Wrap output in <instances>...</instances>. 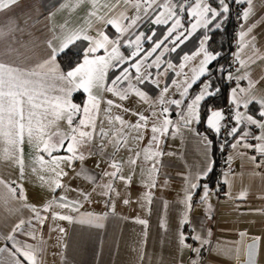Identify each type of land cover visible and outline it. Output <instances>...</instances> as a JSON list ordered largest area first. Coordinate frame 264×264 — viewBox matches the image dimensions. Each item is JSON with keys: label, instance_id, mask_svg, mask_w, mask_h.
<instances>
[{"label": "snow or ice", "instance_id": "obj_1", "mask_svg": "<svg viewBox=\"0 0 264 264\" xmlns=\"http://www.w3.org/2000/svg\"><path fill=\"white\" fill-rule=\"evenodd\" d=\"M19 2L20 0H0V12L11 11L14 6L19 5ZM84 2L85 0H75V4L65 3L61 7H75ZM88 2L92 10L88 13L89 20L86 21V25L77 29H69L67 23L61 26V34L53 38L57 43L54 44L52 40L48 41L50 52L43 62L30 69L0 62V140H3L6 145L21 154L23 151L21 145L24 143L25 137H27L29 143L35 140L37 151L46 153L50 158L45 161V157L40 155L38 162L52 165L50 171L57 178L68 174L60 168L61 163L71 166L73 161H83L85 159L84 153L78 152L81 146H87L89 155H92L103 153L106 146L110 144L113 147L109 163L112 170L103 173L104 177L109 178L107 183L97 184V187L101 189L100 194L106 197L118 196L119 193L116 192L113 181L120 180L130 184L131 174H134L139 166L142 174V184L145 188L143 203L150 206L154 197L152 190L158 186L159 157L163 155L159 151L161 138L169 132L170 127L175 129L174 135L181 133L182 129L195 132L192 126L194 123L200 122L201 102L221 92L220 88L215 87L214 71L210 65L218 61L222 53L210 50L207 46L212 39L209 33L224 30L231 13V5L246 4L247 7L242 10L240 15L244 23L240 25L241 30L238 33V48L240 52H243L245 48L250 47L253 56H250L249 60L253 63L255 62L253 57L264 59V55L257 56L259 49L256 47V36L252 34L254 28L260 23H264V17L254 23H248L257 11L264 8V0H258V3H254V0H115V3L105 2L104 4H100L99 0H88ZM213 2L215 6H213ZM121 5L124 6L123 9H121ZM128 7L134 9V16L130 17L126 14ZM101 8L107 10L103 15L98 14ZM185 13L194 18V22H191L188 27H185V23L182 22V14ZM93 17L95 23L105 27L112 26L118 33L117 37L110 39L103 28L96 29L97 37L89 36L87 34L88 29L94 27L91 20ZM145 20L154 25H166L164 34L160 38L154 39L156 37L154 30L147 36L142 31L137 33L136 30ZM124 21H128V23L125 24ZM198 29L206 30L203 39L199 42L198 51L192 55L185 54L183 57L185 62L201 57L198 64L192 67V75L189 76L187 72L183 71L188 66L187 63L173 64L164 57L166 54L175 53ZM125 34H127L126 39ZM3 36L4 33L0 32V38ZM81 39L89 42L82 62L67 71L62 70L57 62L58 57L65 54L76 41ZM122 40L124 47L131 49L127 56L120 51ZM145 41L151 43L150 48L147 50L143 47ZM101 50L105 54L96 55ZM235 56L241 67L247 64V61L240 58L239 53ZM150 58L152 59L150 60ZM153 69L156 71H152ZM110 70H118L119 74L111 80L110 85H107L106 81ZM169 71H172L177 77L183 76L182 81L176 79L172 81V85L179 92V99H166L165 94L169 93V86L160 87L159 78L165 76ZM215 71L224 74L226 69L221 65L215 68ZM225 78L229 81L248 80L247 88H241L237 84V87L231 90L229 106L232 115L230 119L234 121V126L229 124V117L226 116L223 110H210L206 121L207 126L217 135L221 134L223 129L225 138H234L235 142L230 144L232 149H253L258 152L262 157L261 160L258 161L256 155H252L250 159L256 168H260L264 166V95L257 96L253 91L259 81H252L249 74L234 76L231 71H227ZM126 81L128 82L127 86L121 87L120 85H124ZM133 81L136 83H133ZM57 82H60L61 86H57ZM145 82H151L156 88L160 89L161 94L156 101H152L148 93L138 86L144 85ZM62 85H67V87ZM194 85H198L199 91L190 96L189 89H192ZM81 90L87 94V102L83 107L71 99L74 92ZM102 92L112 93L120 101L128 100L134 94L141 101L148 103L153 110L150 116L143 113H131L138 117L135 123H131L125 120L123 115H112L113 107L122 109L125 114L131 112V110L123 107L120 103H116L113 99H107L104 101L107 105L104 109L105 116L100 120L98 129L97 118L101 111ZM185 100L190 102L181 108ZM157 102L162 106L159 111L154 110ZM253 103L258 105L259 118L247 111ZM171 105L181 109L178 121L170 118L169 106ZM241 107L246 111L241 112ZM78 116L80 119L76 121ZM60 120H66L70 131L49 134L46 130ZM105 120L109 125L107 129L104 127ZM150 120L151 127L149 129ZM252 126L259 130V135L254 134ZM148 131H150L148 144L141 148L140 144L145 139V133ZM195 134L201 138L204 160L199 170L185 177L187 189L180 202L183 208L178 218L181 227H192V233H186L178 228L176 239L178 240V246H183L192 253L199 255L202 249L209 245L210 241L197 231L189 218V212L192 209L193 197L197 190H203L200 201L207 203L211 189L207 183H201V181L207 180L213 173L214 161L209 157L213 140L199 132H195ZM53 137H57V139L53 140ZM66 141L67 144H65ZM225 142H227V139H225ZM122 149L126 150L128 155L117 159ZM61 150L70 155H54V153H60ZM5 155L11 158V152L8 148L5 149ZM241 155L246 156L247 153L244 152ZM15 159L20 165L21 175H23L22 155H17ZM138 161L140 162L139 165ZM125 165L129 167L131 172L127 177L122 174ZM35 170L33 169V171ZM80 174L83 173H78V175ZM224 175L227 176L226 173ZM91 179L95 182V177H91ZM227 182V179H225L224 183ZM0 183L4 182L0 181ZM5 186L12 198H16L17 188L8 184ZM51 186L54 189L64 187L59 179L52 181ZM20 191L22 193V187ZM82 195L85 200L88 199V194ZM244 195V193H241L240 197L243 198ZM20 198L24 199L22 195ZM0 199L7 204V198L0 197ZM58 199L62 202L60 207L68 210L69 213L80 214V218L77 220L71 214L60 213H56L55 218L94 225L98 228L104 227L102 221L107 214L101 217L94 216L92 213H80V208L83 206L80 200H69L66 196H61ZM123 202L128 204L129 200L125 199ZM22 206L31 207L34 214L33 219L39 223L42 224L46 219V217L41 216L40 211L35 206ZM50 208L51 205L44 208L43 211H49ZM164 208L167 209L166 202ZM148 210L151 211L150 208ZM10 211L19 212V209ZM136 222L145 226V229L149 224L147 219H137ZM26 223L31 226L32 221L26 222L24 219H20L11 229V233L5 237L7 241H11V246L6 245L0 248V264H43L42 259L38 258L37 255L42 250L25 240L17 238V234L27 236L30 239L36 238L34 231L25 230ZM160 228L167 233L166 218L162 219ZM59 231L64 233L65 230L60 228ZM207 235L210 236L211 233L207 232ZM239 235L241 240L237 243L240 248H243L246 243L244 238L247 234L241 232ZM146 236L147 232L145 231L140 245L134 249L137 253V264H145L146 261L151 264L146 252V240L144 239ZM189 239L197 242L199 246L195 247L192 243H188ZM259 240V237H254L251 243L246 244L248 249L247 264H256L255 257ZM240 248L236 250L237 253L240 252ZM156 264H164L163 258H158ZM179 264H183V261H180ZM191 264H198V261L192 260Z\"/></svg>", "mask_w": 264, "mask_h": 264}, {"label": "crops", "instance_id": "obj_2", "mask_svg": "<svg viewBox=\"0 0 264 264\" xmlns=\"http://www.w3.org/2000/svg\"><path fill=\"white\" fill-rule=\"evenodd\" d=\"M105 2L115 3V0H99L100 4ZM65 3L75 4V0H20L19 5L14 6L11 11L0 12V32L4 33V36L0 38V62L20 66L24 69L33 68L49 56L48 41L52 40L54 44L57 43L53 38L61 34V26L66 23L69 29L85 26L86 21L89 20L88 13L92 10L88 0L75 7L62 8L61 5ZM254 3H258V0H254ZM213 6H215L214 2ZM123 7L121 5V9ZM246 7L247 5L244 4V9ZM106 11V9L101 8L98 14L103 15ZM126 14L131 17L135 15V11L128 7ZM262 17H264V8L257 11L248 23H254ZM91 20L94 27L88 29L87 34L89 36L97 37L96 29L103 28L110 39L117 37L118 33L112 26L105 27L95 23L94 17ZM182 22L185 23V27H188L191 22H194V18L185 13L182 14ZM124 23L127 24L128 21H124ZM166 27V25H154L145 20L136 31L137 33L142 31L147 36L154 30L156 32L154 39H158L164 34ZM205 31V29H198L175 53L166 54L164 59H168L177 65L181 62L187 63L188 66L183 71L191 76L192 67L198 64L201 57L187 62L183 61V57L185 54L192 55L198 51L199 42L203 39ZM252 34L256 36V47L259 49L257 56L264 55V23H260L254 28ZM126 38L127 34H125ZM88 45V41L81 39L71 47L84 53ZM150 46L151 43L147 41L143 44L145 50L149 49ZM207 46L209 47V42ZM120 51L126 56L131 52L130 48L124 47L123 40ZM237 53L240 54L242 60L247 61V64L244 67L239 64L232 72L233 75L249 74L252 81H259L253 91L257 96L264 95V79H262L264 77V59L253 57L255 62L250 61L249 57L253 56L252 49L249 47L240 52L238 41L235 50V54ZM104 54L103 50L96 53V55ZM82 60L83 57L80 62ZM152 71L156 70L153 69ZM118 74V70H110L106 84L110 85L111 80ZM159 79L161 88L165 85L169 86L170 91L165 94L166 99L180 98L176 87L172 85V81L174 79L182 81L183 76L177 77L172 71H169ZM229 82L226 103L230 104L231 90L236 88L237 84L241 88H247L248 80L241 79ZM127 83L126 81L124 85L120 86L126 87ZM133 83L136 82L133 81ZM57 86H61L60 82H57ZM62 86L67 87V85ZM138 86L148 93L152 101H156L161 94L160 89L156 88L151 82H145L144 85ZM198 91L199 87L194 85L192 89H189V95L192 96ZM77 92L83 94V97L78 100L74 97ZM77 92L72 94L71 99L83 107L87 102V94L82 90ZM101 96V111L97 118L98 129L100 120L104 118L101 113L107 107L104 103L107 99H113L116 103L130 109L131 112L125 114L122 109L113 107L112 115H123L124 119L131 123L138 120V117L131 113H143L150 116L153 110L148 103L141 101L134 94L125 101H120L118 97L109 92H102ZM189 102V100H185L181 108ZM161 107L157 102L154 110L159 111ZM211 110H220V108H212ZM180 111L181 109L176 108L174 105L169 106L170 118L178 121ZM240 111L245 112L246 110L241 107ZM247 111L259 118L258 105L255 103L250 105V109ZM79 119L78 116L76 121ZM200 122L194 123L192 127L195 132L206 135L213 140L209 157L214 161L215 168L216 138L218 135L208 128L207 123L204 128L201 127ZM104 127L106 129L109 127L106 120ZM150 127L151 120L149 129ZM241 127L243 128V126ZM46 131L49 134L54 132L67 133L70 128L66 120H60ZM252 131L254 134L259 135V130L255 129L254 126H252ZM174 132L175 129L170 127L169 132L161 138L159 144V151L163 155L159 157L158 186L152 190L154 197L150 206L143 203L145 188L142 184V174L139 166L136 168L135 173L131 174L129 167L125 165L122 174L126 177L132 175L130 184L120 180L113 181V186L116 192L119 193L118 196L106 197L100 194L101 189L97 187V184L107 183L109 178L104 177L103 173L112 170L109 167L110 156L113 152V147L110 144L106 146L103 153L92 155H89L87 146H81L78 152H83L85 159L83 161L75 160L71 163V166L61 163L60 168L68 174L57 178L50 171L52 165L38 162L40 155L45 157V161L50 158L46 153L37 151L35 140L29 143L27 137H25L24 143L21 145L22 154L17 153L15 149L1 140L0 181L4 183H0V197L7 198L8 202L5 204L0 199V248L6 245L11 246V241H7L5 237L11 233L15 223H18L20 219H24L26 222L32 221L31 226L26 223L24 228L26 231H34L36 238L30 239L19 234H17V238L41 249L42 251L38 252L37 255L38 258L42 259L43 264H137V253L134 249L140 245L145 231L147 232V236L144 237L146 252L151 264H156L160 257L163 258L164 264H179L180 261H183V264H191L192 260H197L198 264H239L240 261L245 259L248 239L255 235L260 238L258 263L264 264V211H261L264 210V166L256 168L251 161L250 157L252 155H256L258 161L262 159L260 154L253 149L231 148L227 168L219 183L210 181L212 174L207 180L201 181V183H207L211 189L207 203L200 201L203 190H197L193 197L189 218L197 231L210 241L209 245L205 246L199 255L192 253L183 246H178V240L176 239L178 228L186 233H192L191 226L181 227L178 223L183 208L180 202L187 189L185 177L190 176L202 167L204 154L201 138L197 137L195 132L188 129H182L181 133L175 135ZM149 136L150 131L145 133V139L140 144L141 148L148 144ZM55 139L57 137H53V140ZM233 142H235L234 138H232L231 143ZM251 142L256 143L255 141ZM65 144H67V141ZM6 148L11 152V158L5 155ZM244 152L247 153L246 156L241 155ZM56 154L70 155L64 150H61L60 153H54V155ZM17 155H22L23 158V175H21L20 165L15 159ZM127 155V151L122 149L117 159ZM33 169L36 170L33 171ZM78 173L83 174L78 175ZM225 173L227 174L226 177ZM91 177H95V182ZM55 179H59L64 187L54 189L51 185ZM225 179H227V183H224ZM6 184L17 188L16 198H12L5 186ZM220 184L223 187L222 192ZM21 187L22 193L20 191ZM241 193L245 194L243 198L240 197ZM82 194H88V199L85 200ZM21 195L24 199L20 198ZM61 196H66L69 200H80L83 205L80 208V213H92L94 216L101 217L107 214L102 221L104 227L98 228L94 225L55 218L56 213L71 214L77 220L80 218V214L69 213L68 210L60 207L62 202L58 198ZM125 199L129 200L128 204H124ZM165 202L167 203L166 210L164 208ZM22 205L35 206L40 211L41 216L46 217L44 222L41 224L33 219L34 214L31 207ZM49 205H51L50 210L43 211ZM149 208L151 209L150 212ZM14 209H19V212L10 211ZM163 218L167 220V233L160 228ZM137 219H147L149 221L147 229H145V226L138 224ZM60 228L65 230L64 233L59 231ZM207 232H210L211 235L208 236ZM241 232L247 234L244 238L246 243L243 248H240L237 243L241 240L239 235ZM187 242L192 243L195 247L199 246L197 242L190 239ZM238 248H240L239 253L236 251ZM145 264H149V262L146 261Z\"/></svg>", "mask_w": 264, "mask_h": 264}, {"label": "trees", "instance_id": "obj_3", "mask_svg": "<svg viewBox=\"0 0 264 264\" xmlns=\"http://www.w3.org/2000/svg\"><path fill=\"white\" fill-rule=\"evenodd\" d=\"M233 31H234V21H233V10L231 5V13L227 23L224 26V30L222 31L218 30L213 33H210L212 37V39L209 41L210 50L219 51L222 53L218 61L213 62V65H210V67H213V71H214L213 80L215 81V87L220 88L221 92L216 96L206 98V100L202 102L201 110H200L201 113L200 126L203 128L206 126L205 121L210 113V110L212 108L222 107L227 101L229 83L225 77L227 71H229L228 62L232 56L231 48L233 46V40H234ZM83 55L84 53L77 51L74 47H70V49L65 54H62L58 57L60 68L64 71L69 70L70 68L76 66L81 61ZM221 65H223L226 69L224 74L215 71V68ZM195 87H198V85H195ZM74 97L75 99L78 100L83 97V94L81 92H77ZM210 181H213V183L217 181L215 171H213L210 177Z\"/></svg>", "mask_w": 264, "mask_h": 264}, {"label": "built area", "instance_id": "obj_4", "mask_svg": "<svg viewBox=\"0 0 264 264\" xmlns=\"http://www.w3.org/2000/svg\"><path fill=\"white\" fill-rule=\"evenodd\" d=\"M232 10H233V21H234V31H233V46L231 48V53L232 56L228 62V70L233 72L235 69L238 67L239 63L236 60L235 57V50L237 49V41H238V33L240 30V25L242 24L243 20L240 18V15L242 13V10H244V4H233L232 5ZM229 86L230 82L228 80ZM230 104L225 103L222 107H220V110H223L226 114V116L229 117V124L234 126V121L230 119L232 115V110L230 109ZM225 139H227V142H225ZM232 137H227L225 138V133L222 129L221 134L218 135L217 140H216V161H215V175L217 178V182L219 183V180H221V177L224 173V171L227 168L228 165V160H229V155L231 152V144ZM223 145V147H221ZM222 185L220 184V190H222Z\"/></svg>", "mask_w": 264, "mask_h": 264}, {"label": "water", "instance_id": "obj_5", "mask_svg": "<svg viewBox=\"0 0 264 264\" xmlns=\"http://www.w3.org/2000/svg\"><path fill=\"white\" fill-rule=\"evenodd\" d=\"M254 237H258V236L255 235V236L250 237V238L248 239L247 243H251V242H252V238H254ZM258 255H259V243H258V247H257L256 257H255V259H256V264H259V263H258ZM247 261H248V249H247V247H246L245 259L242 260V261H240L239 264H247Z\"/></svg>", "mask_w": 264, "mask_h": 264}, {"label": "rangeland", "instance_id": "obj_6", "mask_svg": "<svg viewBox=\"0 0 264 264\" xmlns=\"http://www.w3.org/2000/svg\"><path fill=\"white\" fill-rule=\"evenodd\" d=\"M141 55H143V53H141ZM133 62H135V61H133ZM101 115H104V116H105L104 111H102ZM1 144H2V141L0 140V145H1ZM7 147H8V146H7ZM88 206H90V205H88Z\"/></svg>", "mask_w": 264, "mask_h": 264}]
</instances>
